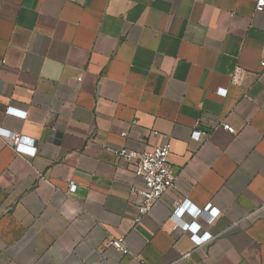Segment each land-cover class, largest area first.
I'll return each instance as SVG.
<instances>
[{"label": "crops", "instance_id": "1", "mask_svg": "<svg viewBox=\"0 0 264 264\" xmlns=\"http://www.w3.org/2000/svg\"><path fill=\"white\" fill-rule=\"evenodd\" d=\"M256 1L0 0V128L37 148L0 136V264H264ZM167 142L175 187L135 220L115 151Z\"/></svg>", "mask_w": 264, "mask_h": 264}, {"label": "built area", "instance_id": "2", "mask_svg": "<svg viewBox=\"0 0 264 264\" xmlns=\"http://www.w3.org/2000/svg\"><path fill=\"white\" fill-rule=\"evenodd\" d=\"M264 8V2L262 0L256 1V10L261 11ZM260 65L264 67V41L262 43ZM243 70L237 67L231 79L233 83H237L241 76ZM217 92L220 94H226V89L219 88ZM6 114L14 115L21 119L26 117V112L14 107H7L5 110ZM136 121L133 120L131 124ZM225 129L233 132V128L229 125H223ZM153 135H157V131L151 132ZM206 132L198 128H194L191 132V138L198 141L200 140ZM122 137H127L128 133L126 130L120 133ZM0 136L5 139V141L13 148V150L20 154H25L32 156L36 152V147L34 145V139L24 135H20L16 132L0 128ZM28 143V144H27ZM118 157H121L130 163L131 171L141 179L142 186L136 188L132 186L130 188L131 196L136 198L135 204L137 208L138 220L140 216L146 215L150 212L152 207L157 201L161 199L164 193L168 189H173L176 183V175L174 174L172 167L169 163L168 157L170 154L169 143H164L162 145L154 146L151 149L135 151L127 148L117 149L115 151ZM76 189V184L73 181L69 182L68 190L74 192ZM185 204L183 202L177 205V208H183ZM189 225L177 224L174 226V230L178 233L185 232L189 230ZM197 247H201L203 244L209 240H205L201 237L196 238L195 234L191 236ZM109 244L113 246L116 250L120 251L122 254H126L127 247L125 241L122 237L114 238L109 240ZM189 253L182 255V258H187Z\"/></svg>", "mask_w": 264, "mask_h": 264}, {"label": "snow or ice", "instance_id": "3", "mask_svg": "<svg viewBox=\"0 0 264 264\" xmlns=\"http://www.w3.org/2000/svg\"><path fill=\"white\" fill-rule=\"evenodd\" d=\"M262 2H264V0H262Z\"/></svg>", "mask_w": 264, "mask_h": 264}]
</instances>
